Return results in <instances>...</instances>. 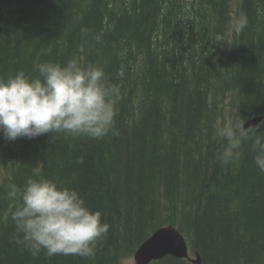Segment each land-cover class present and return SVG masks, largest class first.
Returning <instances> with one entry per match:
<instances>
[{"label": "trees", "instance_id": "1", "mask_svg": "<svg viewBox=\"0 0 264 264\" xmlns=\"http://www.w3.org/2000/svg\"><path fill=\"white\" fill-rule=\"evenodd\" d=\"M241 13L249 23L237 34ZM73 57L118 89L113 130L0 133V264H125L169 225L202 264H264V173L249 143L229 165L216 160L219 126L264 117V0H0V77L38 78L41 63ZM29 178L72 187L102 213L110 228L94 257H33L10 240L7 185Z\"/></svg>", "mask_w": 264, "mask_h": 264}, {"label": "clouds", "instance_id": "2", "mask_svg": "<svg viewBox=\"0 0 264 264\" xmlns=\"http://www.w3.org/2000/svg\"><path fill=\"white\" fill-rule=\"evenodd\" d=\"M241 13L232 21L235 33L248 25ZM86 34L88 29H82ZM100 41V36L95 37ZM39 77L24 71L7 79L0 77V133L7 141L34 139L61 133L72 137L103 139L114 127L116 108L112 96L118 89L104 83L105 73L95 64L82 65L73 57L65 64L44 62L38 66ZM224 142L216 155L221 166L238 158L240 149L249 143L253 161L264 173V132L245 128V120L228 121L216 129ZM11 202L3 210L15 231L10 240L33 257L41 252L48 257L58 254L95 256L97 242L106 237L110 225L102 222V213L92 211L74 188L49 179L29 178L23 187L7 185Z\"/></svg>", "mask_w": 264, "mask_h": 264}, {"label": "water", "instance_id": "3", "mask_svg": "<svg viewBox=\"0 0 264 264\" xmlns=\"http://www.w3.org/2000/svg\"><path fill=\"white\" fill-rule=\"evenodd\" d=\"M264 121V117H254L245 121V128L255 127ZM190 260L193 264H202L198 252L193 257L187 238L173 225L157 229L135 252V264H151L165 257Z\"/></svg>", "mask_w": 264, "mask_h": 264}, {"label": "rangeland", "instance_id": "4", "mask_svg": "<svg viewBox=\"0 0 264 264\" xmlns=\"http://www.w3.org/2000/svg\"><path fill=\"white\" fill-rule=\"evenodd\" d=\"M192 256H195L194 253H192ZM125 264H135L134 259L133 258H130L129 260H126L125 261Z\"/></svg>", "mask_w": 264, "mask_h": 264}, {"label": "bare ground", "instance_id": "5", "mask_svg": "<svg viewBox=\"0 0 264 264\" xmlns=\"http://www.w3.org/2000/svg\"><path fill=\"white\" fill-rule=\"evenodd\" d=\"M192 159V158H191ZM152 233V232H151Z\"/></svg>", "mask_w": 264, "mask_h": 264}]
</instances>
